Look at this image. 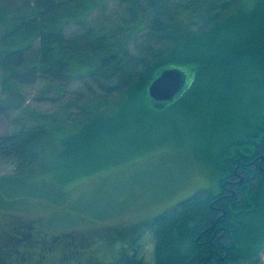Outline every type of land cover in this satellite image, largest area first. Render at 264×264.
Masks as SVG:
<instances>
[{
  "label": "trees",
  "instance_id": "obj_1",
  "mask_svg": "<svg viewBox=\"0 0 264 264\" xmlns=\"http://www.w3.org/2000/svg\"><path fill=\"white\" fill-rule=\"evenodd\" d=\"M96 2L103 0H22L0 7L2 92L39 77L57 89L70 79L94 88H88L90 105L79 106L69 124L33 114L34 125L0 135V154L21 174L0 178V189L35 179L44 168L51 184H67L74 175L68 177L67 165L63 178L54 175L58 157L95 143L116 104L117 111L130 110L151 124L180 110L199 121L192 131L200 147L212 151L218 190L182 199L151 221L153 264H262L264 0H118L116 17L89 25L83 16ZM70 20L79 29L67 33ZM171 67L183 71L185 83L173 101L155 106L147 87ZM110 96L116 98L107 106ZM115 264L145 261L132 256Z\"/></svg>",
  "mask_w": 264,
  "mask_h": 264
},
{
  "label": "rangeland",
  "instance_id": "obj_2",
  "mask_svg": "<svg viewBox=\"0 0 264 264\" xmlns=\"http://www.w3.org/2000/svg\"><path fill=\"white\" fill-rule=\"evenodd\" d=\"M21 1L0 0V7L14 8ZM119 10L118 0H103L92 4L83 19L95 25L116 17ZM64 29L70 33L79 28L70 20ZM88 88H93L90 81L70 79L57 89L43 77L33 83H16L7 92L0 85V102H4L0 135L24 124L34 125L33 114L63 118L69 124L68 117L78 115L79 106L90 105L94 93ZM115 98H107V106ZM119 106L104 116L109 126L99 128L95 143L85 145L78 154L58 157L54 175L63 178L67 165L68 177L74 175L67 184H51L46 180L49 175L43 174L46 168L36 170L35 174H41L35 179L4 183L0 189V264H115L132 256L153 264L151 221L182 199L218 190L212 151L201 148L192 131L198 119L191 120L178 110L151 124L130 110L117 111ZM137 121L143 126H137ZM20 175L13 159L0 154V178L20 179ZM27 243L37 247L45 243L52 246V253L44 250V258L37 261L29 246H24Z\"/></svg>",
  "mask_w": 264,
  "mask_h": 264
},
{
  "label": "water",
  "instance_id": "obj_3",
  "mask_svg": "<svg viewBox=\"0 0 264 264\" xmlns=\"http://www.w3.org/2000/svg\"><path fill=\"white\" fill-rule=\"evenodd\" d=\"M185 83L183 71L171 67L162 69L147 87V94L155 106L175 99Z\"/></svg>",
  "mask_w": 264,
  "mask_h": 264
},
{
  "label": "flooded vegetation",
  "instance_id": "obj_4",
  "mask_svg": "<svg viewBox=\"0 0 264 264\" xmlns=\"http://www.w3.org/2000/svg\"><path fill=\"white\" fill-rule=\"evenodd\" d=\"M35 234H36V233H35ZM31 236H34V234H31ZM36 242H38V240H36ZM130 243H132V242H130ZM130 243H129V244H130ZM27 244H28V245H24V246H26V247L29 246L31 253L34 254V256L36 255V260H37V261L40 260V259H42V258H44V253H43L44 250H46V251H50V252L52 253V250H51V247H52V246H50V245H46L45 243H43L41 246L38 245V247L36 246V244H30V243H27ZM130 245H131V244H130ZM34 246H36V249L39 250V251L36 250L37 253H36V251L34 250ZM71 255H72V254H71ZM71 263H72V261L69 262L68 264H71Z\"/></svg>",
  "mask_w": 264,
  "mask_h": 264
}]
</instances>
